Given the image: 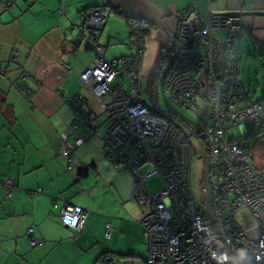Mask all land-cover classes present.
<instances>
[{"label": "crops", "instance_id": "crops-1", "mask_svg": "<svg viewBox=\"0 0 264 264\" xmlns=\"http://www.w3.org/2000/svg\"><path fill=\"white\" fill-rule=\"evenodd\" d=\"M93 9L107 13L96 37L107 60L134 53L135 21L145 40L147 21L171 33L189 14L204 19L208 11H242L248 41L264 49V0H0V264H100L104 257L144 264L148 249L138 222L145 210L134 198L133 175L106 158L97 127L77 145L68 125V102L77 95L85 96L88 110L92 101L98 106L79 82L97 57L84 29ZM23 75L30 97L15 86ZM66 144L73 147L71 168L62 155ZM62 198L90 212L82 233L66 227L52 208ZM32 238L41 241L34 249Z\"/></svg>", "mask_w": 264, "mask_h": 264}, {"label": "built area", "instance_id": "built-area-1", "mask_svg": "<svg viewBox=\"0 0 264 264\" xmlns=\"http://www.w3.org/2000/svg\"><path fill=\"white\" fill-rule=\"evenodd\" d=\"M106 18L104 9H95L84 25L97 57L79 82L107 113L102 128L106 158L134 177V198L145 210L138 224L145 232L146 264H264V168L255 169L247 141V135L261 128L264 107L261 102L242 107L249 94L238 70L246 33L242 11L220 15L208 11L204 19L199 14L186 16L160 68L164 92L173 103L195 114L199 104L210 109L202 140L203 182L207 190L208 176L210 193L207 190L205 200L201 190L202 201L193 188L188 138L176 124L139 100L137 77L144 48L140 26L131 23L134 53L107 60L96 41ZM25 76L16 88L30 97ZM68 105L73 111L68 125L77 132L75 143L81 145L94 119L82 109L86 106L83 94ZM234 127L239 128L241 138L230 135ZM62 155L71 168L73 147L66 144ZM147 166L151 170L140 174ZM153 177L163 184L155 194L145 184ZM11 186L7 180L8 193ZM52 208L68 228L78 234L84 231L88 210L64 198L53 200ZM111 230L107 224L106 240ZM28 234L32 236L33 231ZM40 244V240H30L31 249Z\"/></svg>", "mask_w": 264, "mask_h": 264}, {"label": "rangeland", "instance_id": "rangeland-1", "mask_svg": "<svg viewBox=\"0 0 264 264\" xmlns=\"http://www.w3.org/2000/svg\"><path fill=\"white\" fill-rule=\"evenodd\" d=\"M106 10L111 12L112 16L115 15V11L112 9L106 8ZM117 19H120V24L122 25V22H126L125 17H120ZM171 19L172 18L170 17L168 18L170 27ZM162 25L163 24H160V27H153L150 33L147 35L148 39L147 37L145 39V47L143 49L142 62L137 81L139 100L154 114L163 117L166 121L176 124L188 138V141L192 147L191 172L193 188L197 198L202 201L203 198L201 190L205 174V160L203 157L202 140L205 138V125L210 109L207 104H199V112L195 114L190 110L173 103L169 96L164 92L162 79L161 76H158V73L162 64L164 51H166L167 55L171 49L170 35L174 37L177 36L180 27V21L178 22L176 28L172 29L171 33L166 29L165 26ZM124 26L128 27V24ZM106 30L107 26L105 27V32ZM129 31L130 29L128 27V41L131 44L132 38L130 37ZM99 33L101 34L102 30ZM115 37L116 36H114V38ZM98 43L100 45L102 44L100 42ZM111 43L114 44L116 42L112 41ZM238 70L241 74L242 80L249 86L250 91V101L244 102L242 107L249 105L251 102H261L264 107V49H258L257 45L255 46L251 44L250 41H248L246 35L243 36L240 47V55L238 56ZM88 108L89 107L85 106L86 110H88ZM88 111L94 118L91 127H97L98 134L102 135V128L105 123L104 121H106L107 113L103 112L94 101H92L91 107ZM88 132L91 133V131ZM230 135H232L235 139L241 138L243 136L238 127H234ZM247 137L249 145L252 146V164L257 170L264 168V138H262L261 135H247ZM150 170L151 167L147 166L142 168L140 173L143 174L149 172ZM206 183L209 195L210 184L208 176ZM145 184L152 194L160 192L163 188V184L158 177H153L147 180ZM114 264L125 263L123 260L115 259Z\"/></svg>", "mask_w": 264, "mask_h": 264}, {"label": "trees", "instance_id": "trees-1", "mask_svg": "<svg viewBox=\"0 0 264 264\" xmlns=\"http://www.w3.org/2000/svg\"><path fill=\"white\" fill-rule=\"evenodd\" d=\"M94 10V9H93ZM118 10V9H117ZM137 24H138V22L137 21H135ZM139 22L141 23L142 22V20H139ZM143 23V22H142ZM144 25H148V27L149 28H153V27H160V25L159 24H157V23H155V22H149V21H147V22H145V24ZM85 29V28H84ZM148 31V30H147ZM90 35V34H89ZM145 36V35H144ZM91 37V39H92V36H90ZM97 37V36H96ZM91 42H93V40L91 41ZM143 42H144V47H145V40H144V38H143ZM144 49V48H143ZM142 53H143V50H142ZM143 56V55H142ZM166 57V51H164V54H163V58H162V62H163V59ZM142 60V59H141ZM140 66H141V64H140ZM161 66H162V64H161ZM161 66H160V68H161ZM139 69H140V67H139ZM1 72L2 73H4L5 72V70H1ZM158 76H160V70H159V73H158ZM138 77H139V70H138ZM138 77H137V81H138ZM242 79V78H241ZM242 82L247 86V88H248V99L247 100H245V102H247V101H250V99H249V96H250V91H249V86L242 80ZM17 83V82H16ZM15 86H16V84H15ZM19 91V90H18ZM20 92V91H19ZM21 93V92H20ZM23 95V94H22ZM24 96V95H23ZM78 96V95H77ZM76 96V97H77ZM75 97V98H76ZM74 98V99H75ZM73 99V100H74ZM5 102L4 101H0V106L1 105H3ZM258 103H260V102H258ZM251 104V103H250ZM247 106V105H246ZM71 109V108H70ZM83 110H85V108H82ZM71 111H72V109H71ZM72 115H73V111H72V114H71V117H72ZM89 115V114H88ZM70 117V118H71ZM161 117V116H160ZM163 118V117H162ZM92 125V123H90V125L89 126H91ZM253 135H261L262 136V138H264V121H263V123H262V125H261V128L257 131V132H255ZM7 181V180H6ZM6 181L5 182H2V184H3V186L5 187V183H6ZM108 256H110V255H108ZM107 258V257H106ZM105 257H104V260H100V264H113V258L112 257H110V259L109 258H107L106 259ZM146 260H145V258H144V264H146V262H145Z\"/></svg>", "mask_w": 264, "mask_h": 264}, {"label": "water", "instance_id": "water-1", "mask_svg": "<svg viewBox=\"0 0 264 264\" xmlns=\"http://www.w3.org/2000/svg\"><path fill=\"white\" fill-rule=\"evenodd\" d=\"M173 40H174V36L170 35V43H173ZM155 90H156V85H155ZM202 190H203L204 199L206 200L207 199V190H206L205 181L202 183ZM206 207H207V211L209 212L210 211L209 210V204L207 202H206Z\"/></svg>", "mask_w": 264, "mask_h": 264}]
</instances>
